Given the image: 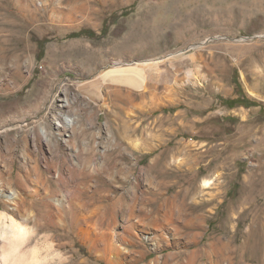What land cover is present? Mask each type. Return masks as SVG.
I'll use <instances>...</instances> for the list:
<instances>
[{
  "label": "rangeland",
  "instance_id": "rangeland-1",
  "mask_svg": "<svg viewBox=\"0 0 264 264\" xmlns=\"http://www.w3.org/2000/svg\"><path fill=\"white\" fill-rule=\"evenodd\" d=\"M43 1L0 0V172L50 161L57 194L75 180L101 214L117 201L116 233L136 222L107 256L106 224L64 208L48 234L71 264H264V0Z\"/></svg>",
  "mask_w": 264,
  "mask_h": 264
},
{
  "label": "bare ground",
  "instance_id": "bare-ground-1",
  "mask_svg": "<svg viewBox=\"0 0 264 264\" xmlns=\"http://www.w3.org/2000/svg\"><path fill=\"white\" fill-rule=\"evenodd\" d=\"M29 1L30 0H25V4H23L22 7L26 6L31 13L34 12L33 9H38V6H42L45 2L43 0H37V2H36L37 7L32 8L31 3H29ZM22 10H24V8ZM157 61H158V58H152L149 60H141L140 62L138 61L139 63L137 62L136 65L139 67L149 66L150 64L156 63ZM139 67H137V68H139ZM119 77H121V79L117 80L119 82L129 83V84H133V85L135 84V85L140 87V86H142V83L145 81L146 75H143L138 71H135L132 75H121ZM138 89H140V88H138ZM142 95H144V93ZM66 120L69 122L72 119L66 117ZM57 124L60 125V122H57ZM58 131L60 132L61 130H58ZM128 131L126 129L125 132H123V134L121 135V139L123 141H125L127 139V137L129 136ZM132 131H134V130H132ZM130 133H131V131H130ZM38 134H39L38 139H39L40 144H43V142H42L43 138H49L48 137L49 136L48 130H45L44 128H42V130H38ZM64 160H65V158H64ZM86 161H87V159H86ZM78 162H79V160H78ZM78 162H77V160H75V161L73 160V166H71L69 169L71 172L70 178L78 179L80 177L81 171H80V166L78 165ZM82 162L85 163L84 161H82ZM92 162H93V160H92V158H90L88 160L89 164L86 162L87 167H89V168H90V166L92 167ZM79 164H80V162H79ZM52 167H56V165H54L50 161H47L45 170L40 169L39 165L36 164L34 167V170H35L34 174H32V171L30 170V168H26V166H25V168L19 167V169H17L13 165L10 168L9 172L6 174L1 171L0 172V194L3 195V197H4L3 208L10 210L11 213L13 215H16L17 217L25 218L26 222L32 221L34 223H37L39 225V234L36 238V245L38 247L47 248L48 247V230L52 227V225H56V223L59 221L62 222L63 224L65 222V220H64L65 217L63 216L64 208L73 209L74 206L76 208H78V207L80 208L81 206H83L85 204L84 209H82V207H81L82 210L73 211L74 216H75V220H76V218L78 219V222L80 220H82L83 223H85L89 227H92L94 224H97V223H100L101 226L106 224L105 231L102 233L103 235L101 234L104 246L100 247L98 249L103 250V252H105V254L107 256L109 254H112V253L120 254L121 248H120L119 243L120 242H126L127 243L130 241L128 236H132V237L136 236L135 233L133 232V228L136 226V222L134 221V219L132 220L130 218V221L128 219L127 223L123 225L124 226L123 232H121V233L117 232L116 233V226L118 225V212H117V205H116L117 201L111 202L110 212L107 216L103 213L101 214L98 211V209L100 207L98 204H96L92 201H88V202L84 203V201H82L80 199V196H79L77 190L78 189L82 190V188L80 187L79 184L75 183L74 179H73L74 181H73L72 185L70 183V185L72 186V188L74 190V193H73V191L71 192V190H69V191H67V195L64 193L62 196H60L59 195L60 193L57 194V191H55V188L58 185H60L61 182L69 183L70 181L67 178V176L65 175L64 171L58 170L53 175V176H55L56 180L54 181V183H52L50 181L51 177L46 175V173L52 172L51 171ZM83 169H82V171H83ZM84 171H85V169H84ZM93 172L94 171L92 170V174H93ZM204 184H205V186H208L210 184V181L205 180ZM130 209L131 210L129 213V217H130V215H133L135 213V206H131ZM29 213H34L35 215L29 216L28 215ZM95 215H97V217ZM94 217H96V218H94ZM102 228H103V226H102ZM78 230H80V232H81V230H83V232L85 233V237H87L88 240L91 239V242L95 241V237L90 234L89 230H87L88 232H86L81 226H79ZM78 234H79V232H78ZM159 237H160L159 234L157 235V234H154L153 232H148V233H146L145 238L148 239L149 241H151V243L154 245L153 249L156 250V248L158 246ZM218 239H221V238H218ZM193 240H195V239H193ZM133 243L134 242H132V244ZM212 245H213V242H212ZM109 260H110V258H109ZM219 264H220V262H219Z\"/></svg>",
  "mask_w": 264,
  "mask_h": 264
},
{
  "label": "clouds",
  "instance_id": "clouds-1",
  "mask_svg": "<svg viewBox=\"0 0 264 264\" xmlns=\"http://www.w3.org/2000/svg\"><path fill=\"white\" fill-rule=\"evenodd\" d=\"M34 216V213H29ZM39 225L0 208V264H71L70 254L48 234V247H38Z\"/></svg>",
  "mask_w": 264,
  "mask_h": 264
},
{
  "label": "trees",
  "instance_id": "trees-1",
  "mask_svg": "<svg viewBox=\"0 0 264 264\" xmlns=\"http://www.w3.org/2000/svg\"><path fill=\"white\" fill-rule=\"evenodd\" d=\"M82 33H84V31H80V32H77V33H75L74 35H81ZM232 101H234V103H240V100L239 99H236V100H232Z\"/></svg>",
  "mask_w": 264,
  "mask_h": 264
},
{
  "label": "water",
  "instance_id": "water-1",
  "mask_svg": "<svg viewBox=\"0 0 264 264\" xmlns=\"http://www.w3.org/2000/svg\"><path fill=\"white\" fill-rule=\"evenodd\" d=\"M220 38H226V36H215L212 39H220Z\"/></svg>",
  "mask_w": 264,
  "mask_h": 264
}]
</instances>
